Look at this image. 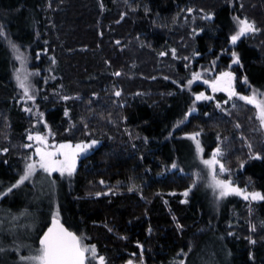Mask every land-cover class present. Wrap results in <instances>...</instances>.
I'll use <instances>...</instances> for the list:
<instances>
[{
	"label": "trees",
	"instance_id": "obj_1",
	"mask_svg": "<svg viewBox=\"0 0 264 264\" xmlns=\"http://www.w3.org/2000/svg\"><path fill=\"white\" fill-rule=\"evenodd\" d=\"M199 1L215 14L208 36L192 33L196 23L185 9L196 0H0L5 34L0 35V145L7 136L13 143L0 154V192L19 178L14 146L20 148L27 127L15 97L9 41L30 48L32 55L47 49L40 63L48 67L51 57L56 59L41 94L46 120L58 137L99 141L60 186L40 190L24 182L0 196V264H23L19 257L39 246L54 209L82 242L96 245L106 264L133 256L144 264H177L178 258H185L184 264H264V201L245 208L230 197L213 202L203 188L184 195L191 182L181 172L194 171L199 157L183 136L187 131H201L206 141L219 134L226 167L239 173L240 185L249 181L264 193V134L254 107L238 103L220 113L203 106L185 117L191 94L162 77L168 72L179 77L177 67L209 49L212 31L217 30L215 40L227 39L229 7ZM245 6L264 27V0ZM262 34L253 39L256 43L241 41L237 50L250 83L264 87L263 28ZM117 71L121 74L114 75ZM174 161L177 167L170 171L165 164ZM132 184L137 188L129 191ZM26 226L37 229L33 236Z\"/></svg>",
	"mask_w": 264,
	"mask_h": 264
},
{
	"label": "snow or ice",
	"instance_id": "obj_2",
	"mask_svg": "<svg viewBox=\"0 0 264 264\" xmlns=\"http://www.w3.org/2000/svg\"><path fill=\"white\" fill-rule=\"evenodd\" d=\"M101 8L104 7L103 3L101 2ZM147 11V9H146ZM188 12H192V8L187 9ZM203 12V9H201ZM124 13H121L123 17ZM214 15L212 12L205 13V18H211ZM236 30L233 34L228 38L229 43L235 45L237 41L249 34V33H256L261 31L260 28L256 26L254 20H250L248 17H233ZM194 32L201 31V29H194ZM0 35H5L3 28L0 27ZM6 38V36H5ZM119 43V41H117ZM10 47L13 49L15 57L17 60L20 61L21 68L15 70V79L17 82V86L19 89L22 90L21 100H35V96L32 95V88L33 85L31 84L30 76L34 74H38V70L35 72H28L25 68L26 64V56L24 53L20 52L19 46L15 43L9 41ZM47 51V49H44ZM222 51H224L222 49ZM172 54H176V49H172ZM39 55V54H38ZM159 55L163 56L165 53L161 52ZM193 55H200L199 53H193ZM232 60L234 63H239V54L236 51L232 52ZM53 63H55V58H53ZM214 64V62H213ZM210 69H204L201 72L193 71L191 73V78L187 80L186 84H182L181 87H186L188 85H192L193 82L197 79L202 78V72L209 71ZM121 73L117 71L114 75H120ZM214 79L205 80L204 83L211 87L212 92H219L223 91L227 94L229 100L233 97H238L240 100L246 102L247 104L254 105L256 112L255 115L258 118L260 128L264 129V93H260L258 89L253 88V91L248 94L244 95L240 92H237L234 86L235 74L231 71H221L218 74L213 73ZM245 83H247V77L242 78ZM96 93H93L95 96ZM115 96L119 97L121 95V90L117 89L114 93ZM78 96V94H77ZM195 101L205 100V99H213L214 97H209L206 95L204 91L194 93ZM63 100H69L70 97L63 96ZM227 102V101H226ZM225 102V103H226ZM217 107H221V103L217 102ZM235 107V106H234ZM194 107H190L188 112L184 115L185 117L192 111H194ZM25 111L31 112L32 109L25 107ZM227 111V109H225ZM41 118H43V114H39ZM64 115L69 116V109L65 108ZM207 116L208 113H205ZM81 119H85L82 117ZM182 123V121H177V124ZM46 128L47 123L45 122L44 125ZM176 127V125H173ZM235 127L237 129L240 128V124L237 122ZM85 128H87V124H85ZM71 126L69 129H65V131H70ZM54 135L51 130L49 129L48 135H44L39 131H28L27 132V139L29 141H35L34 145H24V147H34L35 152L27 157H24V167L22 174L19 175V178L12 184L10 187L4 189L3 192H0V196H4L6 193L12 191L13 188L18 187L19 185L23 184L25 181L32 179L33 175L37 172V169L42 170L44 173L51 176L54 171H58L61 176L67 174V176L71 177L73 173L76 171V162L77 158L81 153H84L91 149L94 145L99 143L98 140H90V141H79L73 144L71 141H62L59 144L52 142L51 144L48 143V136ZM184 135L190 136L196 143V151L198 156L203 152L201 147V143L198 139L200 132H192V133H185ZM217 139H221L219 134L217 135ZM226 139V138H225ZM246 139V138H245ZM248 147L251 151L252 144L248 142ZM2 152H7L8 149H0ZM224 149L221 147L220 144L212 150L211 155L209 158L204 159L202 156L200 157L202 164L208 169V184L212 188L213 192L216 194V199L219 200L223 197H226L230 194H238L242 196L246 201H264V193L260 191H247L246 189H241L239 186L235 185L231 177L228 179L220 178V175L217 173V166L219 174H225L229 172V169L225 167L224 163L222 162V157L224 154ZM255 155L259 156L260 153H255ZM243 163V162H241ZM173 168L177 167L176 162L174 161L172 164ZM183 171V169H181ZM192 185L194 186L198 179L199 173L194 172ZM102 184L105 183L103 180L100 181ZM53 183H55L53 181ZM137 188V185L132 184L129 187V191ZM189 188L184 190V195L187 196L189 192ZM112 189H109L111 192ZM96 196H100V192L95 193ZM165 203H167L165 201ZM24 213H20L23 215ZM59 217V209H54L52 212L51 223L48 225L47 229L43 231V234L39 237V247L35 250L34 254H30L28 256H20L19 259L26 264H106V257L101 255L97 251V247L95 244L86 245L82 242V237L77 235V233L70 231L68 228L64 226L63 223L60 222L58 219ZM15 219V217H13ZM264 223V222H262ZM107 227V225H105ZM177 227H182L181 225H177ZM251 230H255V224L249 225ZM112 229L109 228V231ZM150 231V229H149ZM126 238V237H125ZM250 243H255V240L249 238ZM20 247L16 248V251H20ZM142 247V246H141ZM0 251H4V249H0ZM252 253H249L251 256ZM125 264H135L133 259H129L125 262ZM180 264H184V261H181Z\"/></svg>",
	"mask_w": 264,
	"mask_h": 264
},
{
	"label": "rangeland",
	"instance_id": "obj_3",
	"mask_svg": "<svg viewBox=\"0 0 264 264\" xmlns=\"http://www.w3.org/2000/svg\"><path fill=\"white\" fill-rule=\"evenodd\" d=\"M196 1L198 2L197 4L190 2L187 5L188 6L187 9L188 8L193 9L192 12H188L187 9H185L186 14H188L190 17V20L193 23L194 22L196 23L194 25L193 29H201V31H198V32H194L192 30V33L194 36L198 35V34L199 35L207 34V36H208L209 29H211V26H213V25H211V22L214 19L215 14L211 18H205V13H207L205 10H209V9H206V6L203 7L201 1H199V0H196ZM216 1H218V4L220 2L221 4H224V6L227 5L229 7L228 8L229 9V17H228L229 27H228V35L226 36V38H227L226 41L222 42L220 40H215L217 38V35H218L216 33L217 30L212 31L210 34H211L212 38H214V39H213V41H208L209 42L208 43L209 49H207V51H204L201 53L197 52L200 55H198V56L194 55L195 58H192L190 61L184 63L181 70L179 67H177V72H178L179 77L170 78L168 75V74H170L169 72L164 74V76H162L167 82H170L172 84V86L179 88L180 91L186 90L191 94V96H192L191 107H194L195 110L190 112L189 115L199 112L200 107H202V108L213 107V108H215V110L219 111L220 113H226L229 110V108H233L234 106L238 105V103L247 104L246 102L240 100L238 97H233L231 100H229L227 94L224 93L223 91H219V92H215V93L212 92L211 87L209 85L205 84L204 81L208 80V79H214L215 77H214L213 73L218 74L221 71L233 72L235 74V80H234L235 89L237 92H240L244 95L250 94L253 91V88L258 89L260 91V93H264V87L252 85L250 83V81L248 80V78H247V83L244 82V80L242 78L245 77L246 74H245V71L243 69V63H242L241 59H239V63H234L232 60V55H231L233 51H236L239 54L238 50L236 49V46L241 41H243V40H245L247 42L253 41V43H256V40L254 41L253 39H256L258 36H259V38H261L263 36V34L260 35V31L256 32V33H249V34L241 37L235 45L230 44L229 39H228L233 34V32L236 30V24H235V21L233 19V17H235V16H239L241 18L246 16L250 20H254L256 23V26L258 28H260V29L263 28V30H264V27L261 26L262 27L261 28L259 26V24L257 23V20H256L257 13L253 12V13L249 14L246 11L245 5L250 0H216ZM253 3H256V2L253 1ZM198 5H200V7ZM201 9H203V12H201ZM20 47L21 46H19L20 52L24 53L26 58H27L25 68L30 73L38 70V74H34V75H31L29 77L31 80V84L33 85L32 95L35 96V100L34 101L33 100H21L22 90L18 88L16 79H15V70L18 68H21V64H20V61L16 59L15 54L12 50L11 54L13 56V60L15 61V66L12 69L13 79L15 81V83H14L15 97L17 98L18 105H21V108L25 112L26 118H27V127L21 133L22 136H24L23 142H21L20 148H19V146L17 148L18 144L16 146H14L15 147L14 154H16L15 156L18 160V163H17L18 166H17L16 171H18L19 175L22 174V171H23L24 157L30 156L35 152L34 147H24V145H26V144L27 145H34L35 144L34 140L29 141L27 139V132L28 131H39V132L43 133L44 135H48V131L50 129L54 135L48 136V143L49 144H51L52 142L59 144L62 141H71L73 144H75L79 141H85V140H78V141L64 140V139L59 138L57 132H55V130L53 129L50 122H48L46 120V117H45L46 112L42 109V104L44 102L43 99H45V96H43L41 93H42V90L45 89L44 87L47 84V81L51 80V75H53V73H54V68H55L54 66L56 64V59H55V63H53L54 57L52 56L51 57V59H52L51 63L52 64L49 65V67H48L45 65V63L44 64L40 63V56H41V54L44 55L43 54V52H45L44 50H38L37 49L35 51V53L32 55L30 48L26 49V48H20ZM222 49L224 51H222ZM206 54L210 55L208 59L206 57ZM213 62H214V64H213ZM166 67H169V65L166 64ZM204 69H210V70L202 72V78L195 80L192 85H188V86L183 87V88L181 87L182 84H186L187 80L191 78V73L193 71L201 72ZM196 85L197 86L199 85L200 87L195 88ZM42 86H43V88H42ZM200 91H204L207 96L214 97V98L195 101V104H193V101L195 100L194 93L200 92ZM217 102L221 103V107H219V108L217 107ZM249 105H251V104H249ZM251 106L254 107V105H251ZM25 107L31 108L32 111L31 112L25 111ZM225 109H227V111H225ZM254 110L256 112L255 107H254ZM40 113L43 114V118L40 117V115H39ZM6 116H7V114H6ZM6 122H8V125H9L8 117L6 118ZM45 122L47 123V126H48L47 128L44 126ZM260 129L263 131V134H264V129H262V128H260ZM196 132H200L198 139L201 143V147H202L204 152H202L199 155V157L196 159L197 167H196V169H194V171L181 172L182 175L190 178V182H191L190 185H192L193 179L195 178L193 176V173L194 172L199 173V179H198L197 183L194 186L189 188V192H190V190H193V189L203 188V190H205L207 192V194L209 195L210 199L213 202H221V201L223 202L226 198L230 197V198H233L235 206L236 205H239V206L245 205V208H247L246 206H249L252 203L258 202V201H250V200L246 201L242 196H240L238 194H230V195L223 197L219 200L216 199V194L213 192L212 188L208 184V169L202 164L200 157L202 156L204 159L209 158V156L212 153V150L217 146V144H220L223 149H224V147L222 145V142H220V139L219 140L215 139V141H206L203 139V135H202L201 131H196ZM184 133H190V132L187 131ZM183 136L189 138L191 140L192 144L196 147L195 141L190 136H186L184 134H183ZM5 140L8 142H6V144L0 145V149L7 148L9 150L11 144H13L12 140H10V138H8V136L6 137ZM91 140H93V138ZM93 149L94 148L92 147L88 151L81 153L78 156L77 162H76V169L79 166L81 159H83V158L87 157V155L91 154ZM24 151H26V153ZM1 153L5 154L6 152L0 151V154ZM224 154H225V151H224ZM224 154H223V157H224ZM183 161H184V159H183ZM222 162L224 163V165L226 167V164L223 161V158H222ZM172 164H173L172 162L165 164L166 166L170 167V171L175 170V168L172 167ZM166 166H165V168H166ZM241 170H242V167H241ZM217 173H218V175H220V178H222V179H228L229 177H231L232 182L235 185L239 186L241 189H246L249 192L257 191L250 186L249 181H247L244 185H240V182L238 181V177H237L239 175V173L236 170L235 171L229 170L228 173L219 174L218 166H217ZM65 180L69 181V176H67V174L61 176V174L58 171H54L51 174V176H49L48 174L44 173L42 170L37 169V172L33 175V178L29 179L25 182H30L31 184L40 188V190H44V189H51L52 187L55 188L56 186H60ZM53 181L55 183H53ZM26 217H27V214H25L22 218H26ZM239 220H241V218H239ZM28 229H29L28 232H30V235H32V236L34 235L35 231L37 230V229L34 230V227H32V226ZM83 243L86 245H92V243H85L84 241H83ZM23 245H26V244H23ZM38 247L39 246H35L32 250H28L24 256L34 254L35 250ZM136 258L137 257L133 256L130 259H133L135 261V264H144L143 259L140 260V259H136ZM184 259L185 258L176 259L177 264H180V262L184 261ZM21 263L26 264V262H23V261H21ZM122 264H125V262Z\"/></svg>",
	"mask_w": 264,
	"mask_h": 264
},
{
	"label": "water",
	"instance_id": "obj_4",
	"mask_svg": "<svg viewBox=\"0 0 264 264\" xmlns=\"http://www.w3.org/2000/svg\"><path fill=\"white\" fill-rule=\"evenodd\" d=\"M58 219H59V218H58ZM59 220H60V219H59ZM60 222L63 223L61 220H60ZM50 223H51V220H50L49 224H50ZM49 224H48V225H49ZM63 224H64V223H63ZM48 225L45 227L44 230L47 229ZM64 226H65L66 228H68L65 224H64ZM68 229H69V228H68ZM44 230H43V231H44ZM69 230H70V229H69ZM70 231H72V230H70ZM73 232H74V231H73ZM42 234H43V232H42ZM42 234H41V235H42ZM41 235H40V236H41ZM38 244H39V239H38Z\"/></svg>",
	"mask_w": 264,
	"mask_h": 264
},
{
	"label": "flooded vegetation",
	"instance_id": "obj_5",
	"mask_svg": "<svg viewBox=\"0 0 264 264\" xmlns=\"http://www.w3.org/2000/svg\"><path fill=\"white\" fill-rule=\"evenodd\" d=\"M239 44V43H238ZM236 49H237V46H236Z\"/></svg>",
	"mask_w": 264,
	"mask_h": 264
}]
</instances>
